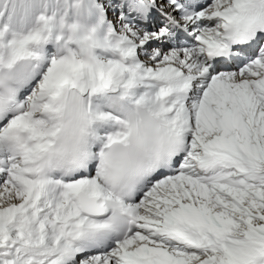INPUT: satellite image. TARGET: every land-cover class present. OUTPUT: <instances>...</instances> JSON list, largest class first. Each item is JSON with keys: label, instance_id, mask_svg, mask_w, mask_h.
Returning a JSON list of instances; mask_svg holds the SVG:
<instances>
[{"label": "snow or ice", "instance_id": "6c2138e0", "mask_svg": "<svg viewBox=\"0 0 264 264\" xmlns=\"http://www.w3.org/2000/svg\"><path fill=\"white\" fill-rule=\"evenodd\" d=\"M0 264H264V0H0Z\"/></svg>", "mask_w": 264, "mask_h": 264}]
</instances>
